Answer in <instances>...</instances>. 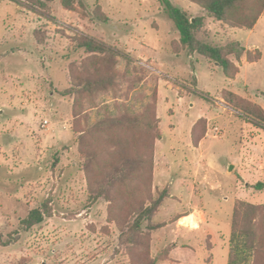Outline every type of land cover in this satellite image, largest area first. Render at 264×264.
I'll return each instance as SVG.
<instances>
[{"label": "rangeland", "instance_id": "1", "mask_svg": "<svg viewBox=\"0 0 264 264\" xmlns=\"http://www.w3.org/2000/svg\"><path fill=\"white\" fill-rule=\"evenodd\" d=\"M36 1L44 6L0 0V234L11 241L0 245V264H137L120 238L129 185L98 193L101 172L122 154L119 139L132 133L86 132L108 116L150 113L149 106L159 131L151 191L168 188V196L142 251L157 257L168 249L158 264H227L234 203H264V187L254 188L264 182V128L228 106L222 92L264 109V15L253 29L233 28L189 0H170L205 18L198 36L207 42L237 40L252 55L260 51L253 63L231 58L237 72L228 78L180 46L158 0ZM81 34L115 52L106 63L113 83L92 96L68 92L100 58L76 48ZM43 203L50 214L24 229L21 220ZM192 207L206 218L196 232L193 215L175 222Z\"/></svg>", "mask_w": 264, "mask_h": 264}, {"label": "trees", "instance_id": "2", "mask_svg": "<svg viewBox=\"0 0 264 264\" xmlns=\"http://www.w3.org/2000/svg\"><path fill=\"white\" fill-rule=\"evenodd\" d=\"M34 1L44 6L41 2ZM158 1L179 33L180 46L189 54L198 53L214 61L221 67L226 77L232 78L237 72V67L231 58L239 61L244 56L247 62L260 59V51H255V55H252V52L237 40H230L222 45L207 42L198 36L204 24L203 16L190 17L187 11L177 7L170 0ZM189 1L201 7L207 17L233 28L252 29L264 12V0ZM37 40L38 43L42 42L40 37H37ZM74 41L76 48L98 55L100 58L90 75L84 78L79 74L76 75L77 83L75 82L68 92L75 95L84 92L92 96L98 90L108 88L116 75L113 67L106 64L113 59L114 50L84 34L74 37ZM222 98L239 114L256 126L264 128V109L259 104L245 100L230 90H224ZM149 108L152 115L145 109L138 115L121 113L114 117L108 116L86 132L87 135H97V137H104L113 132L116 135H121L123 134L121 132L125 133V131L132 133L129 141L122 142L119 139L118 142L123 144L122 154L101 172V188L98 193H108V190L113 189L116 184L129 185V220L125 225L120 226V238L124 244H128L131 258L137 264H158V261L167 258L169 251L166 249L164 256L157 257H149L147 250L142 251L144 245L148 244L150 232L157 228V225L151 223L152 219L168 196V188L159 191L157 195L151 191L152 145L153 139L159 136V131L155 124L153 108L152 106ZM146 116H149L150 120ZM137 131H140V134L134 133ZM191 140L194 145L199 142V138L194 135H191ZM263 187L264 182L261 181L254 185L258 190ZM46 214L50 213L46 203H43L40 208L31 209L21 220V224L24 229H29L42 222ZM10 242L9 239L4 240L0 234V245L6 246ZM136 250H140L139 253ZM227 264H264V203H251L240 199L234 203Z\"/></svg>", "mask_w": 264, "mask_h": 264}, {"label": "crops", "instance_id": "3", "mask_svg": "<svg viewBox=\"0 0 264 264\" xmlns=\"http://www.w3.org/2000/svg\"><path fill=\"white\" fill-rule=\"evenodd\" d=\"M184 10V9H183ZM186 11V10H185ZM264 15V12L263 14L259 17V19L257 20V22L260 20V18ZM256 22V24H257ZM255 24V25H256ZM254 28V27H253ZM252 28V29H253ZM242 44V43H241ZM243 45V44H242ZM248 49V48H247ZM244 57V56H243ZM242 58V57H241ZM249 63H253V62H249ZM190 141H191V144H192V140H191V137H190ZM193 145V144H192ZM194 146V145H193ZM192 209L194 210L193 212H190L189 214H182L183 212H185L186 210H183L181 212H179L177 215H176V219H175V222L179 223L181 222L182 218L183 217H186V216H189V215H193L194 216V222H195V225L192 226L193 227V231L196 232V231H199L201 227H203V223L206 222V218H205V212L203 210H200L198 208H195V207H192ZM205 234H208V233H205Z\"/></svg>", "mask_w": 264, "mask_h": 264}, {"label": "water", "instance_id": "4", "mask_svg": "<svg viewBox=\"0 0 264 264\" xmlns=\"http://www.w3.org/2000/svg\"><path fill=\"white\" fill-rule=\"evenodd\" d=\"M231 168H232V165L229 166V169H231Z\"/></svg>", "mask_w": 264, "mask_h": 264}, {"label": "built area", "instance_id": "5", "mask_svg": "<svg viewBox=\"0 0 264 264\" xmlns=\"http://www.w3.org/2000/svg\"><path fill=\"white\" fill-rule=\"evenodd\" d=\"M44 122H46V121H44Z\"/></svg>", "mask_w": 264, "mask_h": 264}]
</instances>
